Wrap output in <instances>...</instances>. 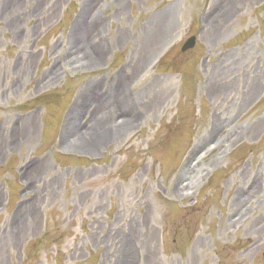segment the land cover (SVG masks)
<instances>
[{
    "label": "rangeland",
    "instance_id": "1",
    "mask_svg": "<svg viewBox=\"0 0 264 264\" xmlns=\"http://www.w3.org/2000/svg\"><path fill=\"white\" fill-rule=\"evenodd\" d=\"M0 264H264V0H0Z\"/></svg>",
    "mask_w": 264,
    "mask_h": 264
},
{
    "label": "bare ground",
    "instance_id": "2",
    "mask_svg": "<svg viewBox=\"0 0 264 264\" xmlns=\"http://www.w3.org/2000/svg\"><path fill=\"white\" fill-rule=\"evenodd\" d=\"M87 33H88V30L86 29V26L84 25L83 28H81V31L77 33V35L72 40L71 46L75 48L76 46H79V44H81L79 42L82 41V44H84V46L89 50V46L87 45V39H86ZM80 48H82V46ZM94 53L95 51L91 48L88 54L90 57H92ZM107 135H109V132L105 129V126L98 125L96 129L92 130L90 136H88L87 139H85V137H82L81 139L84 141L83 144L85 146L86 144H89V147H90L94 144V142L96 141L101 142L102 140L106 139Z\"/></svg>",
    "mask_w": 264,
    "mask_h": 264
},
{
    "label": "water",
    "instance_id": "3",
    "mask_svg": "<svg viewBox=\"0 0 264 264\" xmlns=\"http://www.w3.org/2000/svg\"><path fill=\"white\" fill-rule=\"evenodd\" d=\"M196 45V38L195 37H191L190 39H188V41L183 45L182 47V51L186 52L190 49H193Z\"/></svg>",
    "mask_w": 264,
    "mask_h": 264
}]
</instances>
